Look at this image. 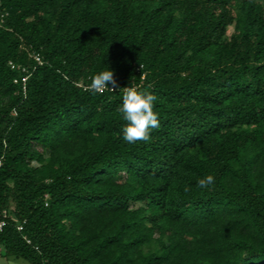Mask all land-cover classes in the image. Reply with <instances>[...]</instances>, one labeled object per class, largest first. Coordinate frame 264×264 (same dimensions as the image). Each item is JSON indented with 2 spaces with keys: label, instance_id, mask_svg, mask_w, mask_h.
I'll return each mask as SVG.
<instances>
[{
  "label": "trees",
  "instance_id": "16d2710c",
  "mask_svg": "<svg viewBox=\"0 0 264 264\" xmlns=\"http://www.w3.org/2000/svg\"><path fill=\"white\" fill-rule=\"evenodd\" d=\"M0 222L31 264H264V0H0Z\"/></svg>",
  "mask_w": 264,
  "mask_h": 264
},
{
  "label": "clouds",
  "instance_id": "9594fccd",
  "mask_svg": "<svg viewBox=\"0 0 264 264\" xmlns=\"http://www.w3.org/2000/svg\"><path fill=\"white\" fill-rule=\"evenodd\" d=\"M142 67V66H141ZM116 90L117 81L112 70L101 71L91 77V83L86 90L93 94H102L106 89ZM123 103L118 109L127 121L123 128V139L128 143L148 142L151 139L152 129L159 127V113L154 111L157 96L147 90L138 89L135 86L124 87ZM214 176L207 175L198 181L200 188H207L214 184ZM189 190L188 188L185 189Z\"/></svg>",
  "mask_w": 264,
  "mask_h": 264
},
{
  "label": "rangeland",
  "instance_id": "374dc122",
  "mask_svg": "<svg viewBox=\"0 0 264 264\" xmlns=\"http://www.w3.org/2000/svg\"><path fill=\"white\" fill-rule=\"evenodd\" d=\"M0 264H31L27 260L5 255V249L0 246Z\"/></svg>",
  "mask_w": 264,
  "mask_h": 264
},
{
  "label": "built area",
  "instance_id": "2783aa9c",
  "mask_svg": "<svg viewBox=\"0 0 264 264\" xmlns=\"http://www.w3.org/2000/svg\"><path fill=\"white\" fill-rule=\"evenodd\" d=\"M33 57L36 59L37 62H39L41 64V58L38 54H33ZM12 68L15 69V66L11 63ZM25 71V69H24ZM27 77L23 78V83L25 84L27 82ZM17 82V81H16ZM5 227V223L4 222H0V231ZM19 229H22L21 227Z\"/></svg>",
  "mask_w": 264,
  "mask_h": 264
}]
</instances>
